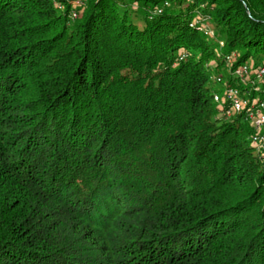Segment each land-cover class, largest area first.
I'll use <instances>...</instances> for the list:
<instances>
[{"label": "trees", "instance_id": "obj_1", "mask_svg": "<svg viewBox=\"0 0 264 264\" xmlns=\"http://www.w3.org/2000/svg\"><path fill=\"white\" fill-rule=\"evenodd\" d=\"M51 1L0 0V264H264L253 128L211 99L264 0Z\"/></svg>", "mask_w": 264, "mask_h": 264}, {"label": "built area", "instance_id": "obj_2", "mask_svg": "<svg viewBox=\"0 0 264 264\" xmlns=\"http://www.w3.org/2000/svg\"><path fill=\"white\" fill-rule=\"evenodd\" d=\"M70 5L68 11V19L74 18L77 14V9L83 6V0H66ZM53 5L59 10L63 9L61 0H53ZM190 25H195V28L202 30L206 34H212L201 19L194 20ZM185 54H181L179 58ZM229 64L228 74L232 77L234 84H227L222 78L217 75L213 76V83L221 86V93L216 90L211 92V99L215 104V115L218 119H231L233 116L242 115L244 119L253 128L252 133L248 137L256 157L264 163V65L252 69L248 63H239L232 65L236 56L233 53L224 56ZM254 74V79H250V75ZM250 79V80H249ZM258 81H257V80ZM249 81V87L245 86Z\"/></svg>", "mask_w": 264, "mask_h": 264}, {"label": "rangeland", "instance_id": "obj_3", "mask_svg": "<svg viewBox=\"0 0 264 264\" xmlns=\"http://www.w3.org/2000/svg\"><path fill=\"white\" fill-rule=\"evenodd\" d=\"M51 2H53V0L51 1ZM52 5H53V3H52ZM55 6V5H54ZM57 8V7H56ZM75 18V17H74ZM74 18H70V20L72 21V20H74ZM206 18V17H205ZM204 25H205V27L209 30V31H211V35L210 34H206V33H204L206 36H208V37H214V35H215V31H214V29L211 27V25H210V22H209V19L207 18V20H204ZM217 43H218V48H220V47H222L223 46V43H222V39L221 38H217ZM230 53H233V57L234 56H236L237 57V54H236V52L235 51H231ZM230 53H228V54H230ZM225 55H227V54H225ZM224 55V56H225ZM223 56V57H224ZM223 61V65L225 66V70L226 71H228V69H229V64L230 63H227L226 62V60H225V57H224V59L222 60ZM250 79H254V74H252L251 76H250ZM249 79V80H250ZM257 80V79H256ZM258 81V80H257ZM214 82V81H213ZM243 85H245V86H243V87H249V81H247L246 82V84H243ZM212 86H213V88H214V90H216V91H218L219 93H221V86L219 85V84H215V83H212Z\"/></svg>", "mask_w": 264, "mask_h": 264}]
</instances>
